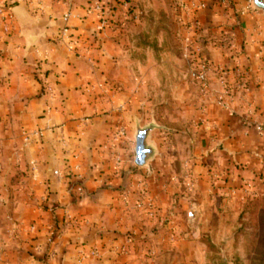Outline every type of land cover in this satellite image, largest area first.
<instances>
[{"label": "crops", "instance_id": "obj_1", "mask_svg": "<svg viewBox=\"0 0 264 264\" xmlns=\"http://www.w3.org/2000/svg\"><path fill=\"white\" fill-rule=\"evenodd\" d=\"M123 1H0V264H194L201 250L208 258L204 236L229 228L227 217L264 190L255 128L264 120V14L253 0H194L206 4L195 13L201 37L183 30L181 10L179 35L210 62L207 85L183 51L172 92L143 99L163 145L134 174L119 138L135 136L136 78L146 89L153 70L169 67L137 38L151 24L164 35L166 4L126 0L133 11L124 15ZM120 18L126 28H109ZM23 130L40 135L26 142Z\"/></svg>", "mask_w": 264, "mask_h": 264}, {"label": "rangeland", "instance_id": "obj_2", "mask_svg": "<svg viewBox=\"0 0 264 264\" xmlns=\"http://www.w3.org/2000/svg\"><path fill=\"white\" fill-rule=\"evenodd\" d=\"M181 1L182 3L184 2L183 0H162V2H164L163 5L166 4L165 7H163V12L160 14L164 15L165 18V23H162L166 29L164 35H161L160 31L157 30L154 24H151L148 38H143L142 33L138 34L139 38H137V40H140L141 42L145 40L146 43L152 46V51L154 52L151 56L152 62L165 60L169 67L159 68L156 71L153 70L150 77L151 80H149V82H151V87L148 85V87L144 89L142 86L139 87V84L141 85L143 80L140 76L144 72L143 66H141L139 62L135 66L137 77L140 76L139 79L136 78V82L138 84H136V94L140 100L136 102L134 109L137 117L135 122V136L128 139L126 134L122 135V132V137L119 138L120 142L117 141L121 147L119 150L120 155L123 159H125V162H128L125 163V166L130 163L132 165V169H134V174H143L140 170L147 166L149 162H152L159 157V146L163 145L159 133L154 134L152 132L149 138V143L155 148V153L145 166H140L137 163L136 133L138 126L143 127L152 124L155 127H158L156 122L157 120L154 117L150 119L152 115L154 116L155 110L149 109V105L144 103L143 99L149 97L150 99H157L158 96L165 93L167 87L172 92L174 85L169 78H177V75L179 76L180 73L185 75V73L181 71V66L183 64V60L181 58L183 46L181 36L179 35L181 21L179 16L182 14L180 8ZM253 6L255 10L264 14L261 9L255 7L254 3ZM123 9H125V11H122ZM132 11L133 10H131L130 5L127 4L126 0L123 1V7L120 9V12L126 15ZM110 14L113 13L110 12ZM107 25L111 29H123L126 28L127 24L120 18L119 20H111ZM164 50L167 52H163ZM136 57L137 59H143V55H137ZM178 67L179 69H177V73L179 74H177L174 70ZM184 75L183 78L185 79L186 77H184ZM161 78H164V80L162 81ZM161 82H164V86L162 88L163 90L160 89ZM167 82H169L168 86L165 87ZM114 139L117 140V137L115 136ZM168 143L170 149L174 151V147L170 145L173 143L172 138L169 139ZM123 169L126 170V167H122L121 170ZM157 172L160 173L161 170L158 169ZM144 182L145 180L143 178L136 180L134 193L136 194L137 199L140 196L147 194L148 188L147 184ZM258 194L259 195L253 199L249 198V200H247L243 212H240V214L235 212V215L227 217L229 218V228L226 230H217L215 233H210V236H204L209 249L208 258H205V253L201 250V252H198V256L196 257L197 261L194 264H264V190L262 193ZM212 239L216 243H214ZM203 260H206V263ZM184 264L193 263L185 262Z\"/></svg>", "mask_w": 264, "mask_h": 264}, {"label": "built area", "instance_id": "obj_3", "mask_svg": "<svg viewBox=\"0 0 264 264\" xmlns=\"http://www.w3.org/2000/svg\"><path fill=\"white\" fill-rule=\"evenodd\" d=\"M225 2V0H223ZM8 4H4L3 8H6ZM206 4L204 2H196L194 0L191 1V5L185 4V2L182 3L181 1V10L184 12V20H183V30L187 32H193L195 34L203 36V33L207 31V28L202 24V22L199 20V18L195 15V13L201 9L204 8ZM187 10V11H186ZM2 12L4 13V9H2ZM65 19H69L71 17V12L68 11L64 15ZM10 30V24L9 22H5L3 25V31L8 33ZM219 43L224 44L226 40L229 39V34L222 32L220 35ZM192 39L188 36H181V42L183 46L184 55L191 61V67H190V74L198 80L203 87L207 85V72L209 70L210 62L204 58L201 54V48L197 46L196 48L192 47ZM3 51L0 50V64L3 59ZM218 103L222 106L227 107L228 102L225 99L224 95L219 96ZM255 128L257 132H259L261 135H264V120L260 122L255 123ZM24 139L26 142H29L34 137H38L40 135L39 131H28L23 130L22 132ZM75 169L78 170L79 165L74 166ZM55 173H59L58 170L55 171ZM77 180L82 179L81 173H76ZM77 190L82 191L83 187L80 183H77L76 186ZM146 205L145 203V195L140 196L137 199V206L140 208H144Z\"/></svg>", "mask_w": 264, "mask_h": 264}, {"label": "water", "instance_id": "obj_4", "mask_svg": "<svg viewBox=\"0 0 264 264\" xmlns=\"http://www.w3.org/2000/svg\"><path fill=\"white\" fill-rule=\"evenodd\" d=\"M255 7L264 12V0H253ZM154 125L138 126L136 133V161L140 166H145L153 157L155 148L149 143V138Z\"/></svg>", "mask_w": 264, "mask_h": 264}]
</instances>
